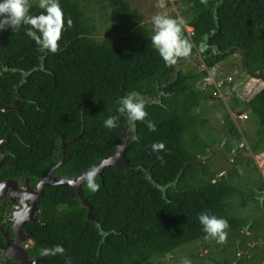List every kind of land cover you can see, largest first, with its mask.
I'll return each mask as SVG.
<instances>
[{"label":"trees","instance_id":"1","mask_svg":"<svg viewBox=\"0 0 264 264\" xmlns=\"http://www.w3.org/2000/svg\"><path fill=\"white\" fill-rule=\"evenodd\" d=\"M182 1L191 13L186 26L192 29L183 34L191 51L200 50L207 70L237 53L241 68L264 83V0ZM100 2L111 7L116 20L112 38L96 39L85 0H59L72 25L62 31L56 53L38 49L25 34L30 26L0 31V108L20 96L17 111L0 114V139L9 135L0 146V156L7 155L1 179L28 178L34 185L60 161L62 140L67 156L55 177H77L96 167L119 142L126 115L117 113V99L129 92L146 98L147 119L156 125L150 131L144 122L130 121L135 139L125 158L137 171L110 166L95 177L98 191L83 184L94 222L68 185L44 188L36 214L44 224L25 227L33 238L29 256L41 257L43 248L60 244L64 255L43 257L45 264H65L66 258L71 264H153L205 238L197 219L204 211L225 218L229 232L256 228L255 219L237 214L250 204L255 211L264 208V182L245 190L240 168L234 167L214 182L221 171L209 162L211 145L199 133L209 119L205 111L195 112L203 101L223 103L199 86L207 71L165 66L151 44L153 30L136 8L126 0ZM30 5L31 15L43 11L39 4ZM229 106L231 111L242 107L255 119L248 149L252 155L263 152L264 87L248 101L235 99ZM110 115L118 116L116 128L104 126ZM230 123V136L239 135ZM158 141L165 150L154 152L151 145Z\"/></svg>","mask_w":264,"mask_h":264},{"label":"rangeland","instance_id":"2","mask_svg":"<svg viewBox=\"0 0 264 264\" xmlns=\"http://www.w3.org/2000/svg\"><path fill=\"white\" fill-rule=\"evenodd\" d=\"M133 8L139 12L140 20L153 30L151 18L154 15L162 14L171 17H183L187 21L191 17V13L187 12V4L182 0H126ZM29 4H39V0H28ZM84 5L89 12L93 13L94 23L96 26L95 37L96 39L112 38L110 28L116 23L111 7L105 2L101 5L100 0H85ZM102 8V9H101ZM191 28L185 27L188 32ZM154 31V30H153ZM222 65V66H221ZM221 67L216 66L210 70V75L215 79L217 76L223 78L230 77L232 79L228 89L221 92L224 103H211L203 101L200 103L199 108L195 112L205 111L209 119V132L202 137L207 140L209 146L213 145L217 148L214 153H209V162L214 165L222 164L217 172L225 166L240 168L241 178L239 180L241 188L248 190L254 188L259 182V179L264 177V151L252 155L248 149L250 142L254 140L257 124L255 119L250 118L248 112L242 110V107H237L235 111L245 115L243 120H236L235 128L239 132L237 136H230L229 129L231 123H234V114L230 110V103L238 99L241 102L248 101L252 95L260 91L264 87V83L253 78L247 74L240 66V57L236 53L230 56L227 60L221 63ZM203 67V57L199 49L191 51L187 58H181L175 65V71L182 70L184 72L190 70H200ZM231 114V115H229ZM232 119H229L231 118ZM234 120V121H232ZM240 124V126H239ZM241 127V130H239ZM207 128V129H208ZM206 129V128H205ZM199 130V133H202ZM241 131L244 132L243 135ZM227 137L226 141L223 139ZM248 137V139H247ZM226 142V143H225ZM244 144L245 150L240 149L239 145ZM209 152H211L209 150ZM232 152V153H231ZM233 156L236 158L233 160ZM251 160L252 163L248 165L246 161ZM228 168V167H227ZM238 198V197H237ZM236 202H238V199ZM237 214V213H236ZM237 215L246 216L249 219H259L264 223V211H255L254 205H248L245 209L239 210ZM246 229L238 234L235 232L227 231V239L224 243H217L215 239L209 237L200 241L194 242L188 246L176 250L174 253L169 254L165 259L155 261L153 264H182V260L187 258L192 261V264H232L240 257L238 264H264L260 259L264 260V245L260 246V255H256V260L250 261L249 256L244 251L246 243ZM260 236V235H258ZM244 237V238H243ZM264 239V235L260 236ZM246 240L243 246H239L238 241ZM257 249H253V253ZM255 262V263H254Z\"/></svg>","mask_w":264,"mask_h":264},{"label":"clouds","instance_id":"3","mask_svg":"<svg viewBox=\"0 0 264 264\" xmlns=\"http://www.w3.org/2000/svg\"><path fill=\"white\" fill-rule=\"evenodd\" d=\"M28 0H0V31L11 28L12 31L19 30L21 26L27 25L25 34L31 38L38 49L56 53L60 47L62 31H67L71 27L72 20L65 17L59 0H39V8L43 9L37 15H31ZM151 23L153 34L151 44L156 49L159 57L165 66H172L178 63L180 58H187L191 54L192 44L184 36L186 21L183 17H171L157 14L152 16ZM117 113L126 115L133 124L142 121L150 131H155L156 125L147 119L145 103L142 97L136 92H129L117 99ZM118 116L110 115L104 121V126L113 129L117 127ZM154 152L165 150L162 141L151 145ZM96 172H91L87 177V186L92 192L100 189V184L95 182ZM197 219L202 225V230L206 234L205 238H213L217 243H224L227 239L229 228L228 221L223 217H218L204 211L198 214ZM65 248L56 244L52 247H45L41 250V257L63 256ZM65 264H71L69 259H65ZM182 264H192V261L184 258Z\"/></svg>","mask_w":264,"mask_h":264},{"label":"water","instance_id":"4","mask_svg":"<svg viewBox=\"0 0 264 264\" xmlns=\"http://www.w3.org/2000/svg\"><path fill=\"white\" fill-rule=\"evenodd\" d=\"M20 99V96L18 93H16L15 99L12 101L11 105L5 106L0 108V114L7 111H17L16 109V102ZM156 98H151L147 100V103L151 101H156ZM130 129V121L126 116V122L125 126L123 128L122 134L120 136L119 142L116 145L113 152L107 156L101 159L100 163L92 168V169H85L80 175L77 177H67V176H60L55 177L53 174L56 169H58L65 161L67 156V151L64 148L65 142L62 140L61 142V159L60 161L53 165L47 175L40 179L36 183V191L31 193V190H29V196L31 197L30 203L23 204V208L19 211H16L13 213V217L11 218V221H13V228L16 227V221H20L19 224H17V228H20V230L24 233V236L19 241H14L11 244H8V248L5 253V257L7 259H12L17 261L19 264H45V260L43 258H38L36 260H31L28 258L27 254L18 247V244L20 242H24L28 240L30 237V234L22 229L24 224L26 222H37L41 225L44 223L39 222L37 219L34 218L36 215L37 207H38V200L43 196L44 194V188L46 186H62V185H68L72 190L75 191L76 198L80 201L81 205L83 207L87 208V220L94 222V218L92 216V207L87 202L85 195L83 193V184L87 181L88 174L91 172H96V176L101 177L102 172L106 167L110 166H118V167H124L128 171H137V168L133 167L129 164L127 159L125 158V152L126 148L129 146V144L135 139V132ZM9 135L7 134L3 139H0V145L5 144L8 140ZM6 155L2 157L0 160V166L3 165L5 162ZM218 178L214 180L216 182ZM13 182L14 186H17V182L14 180H10ZM7 182V181H6ZM6 182L0 181V189L5 190ZM27 185V183H25ZM18 194V193H17ZM20 195V194H19ZM2 195H0L1 197ZM21 196V200L24 203L26 200L23 195ZM9 243V242H7ZM238 259L234 261L232 264H237Z\"/></svg>","mask_w":264,"mask_h":264},{"label":"flooded vegetation","instance_id":"5","mask_svg":"<svg viewBox=\"0 0 264 264\" xmlns=\"http://www.w3.org/2000/svg\"><path fill=\"white\" fill-rule=\"evenodd\" d=\"M143 100L145 101L146 98H143ZM129 130H131V129H129ZM4 156H0V160ZM220 176L221 175H219L217 178H219ZM260 179L264 182V177H262ZM10 180L11 179H1L0 178L1 182L7 181L6 182L7 185H5V187H6L5 190L0 189V195H2L0 197V211H1L0 212V238L4 242V243L2 242L0 244V264H19L17 261L12 260V259H7L5 257V253H6V250L8 248V244H11L14 241H19L24 236V233L20 230V228H17V226H18L17 224H19L20 221L17 220L16 221V227L13 228V221H11V218L13 217L14 212L19 211L23 208V204H26L27 202L30 203L31 197L29 196V192H30L29 190H31V193L35 192L36 191V183H37L36 182L34 185H31L29 183V179L26 178V180L24 182H18L16 180H14L17 182V186H14L13 182ZM25 183H27V185H25ZM19 194L23 195V197L26 198L24 203L22 202L21 196ZM37 211H38V207H37ZM37 211H36V214H37ZM258 211L262 212V211H264V208H262ZM34 218L37 219L36 215L34 216ZM250 220L252 221V219H250ZM255 220L258 223L256 228H254L252 230H248L247 228H245L247 231L246 234L248 236V237H246V239H248L249 242L246 243L245 247H243L244 251L249 256V259L252 262L254 260H256L255 259L256 255H260V252H259L260 246L264 245V239L260 237L261 235H264V223L260 222L259 219H255ZM27 223H32V222H26L24 224V226L22 227V229L30 234V231L25 228ZM258 235H260V236H258ZM30 237L31 238H29L28 240H26L24 242H20L18 244V247L21 248L27 254L28 258L31 260L43 258L40 256H35V257L29 256L28 251L30 250L32 243H33V238L31 236V234H30ZM7 242H9V243H7ZM238 242H239V246L240 245L243 246V243H245L246 240H242V241H238ZM3 244H4V246H3ZM253 249H257V251L253 253ZM237 259H238V262H237V264H238L240 261V257ZM260 261L264 262L263 259H260Z\"/></svg>","mask_w":264,"mask_h":264},{"label":"built area","instance_id":"6","mask_svg":"<svg viewBox=\"0 0 264 264\" xmlns=\"http://www.w3.org/2000/svg\"><path fill=\"white\" fill-rule=\"evenodd\" d=\"M189 34H192V29L188 31ZM202 69L206 70L208 75L206 78L202 79L199 83V86L203 89L210 90L213 97H217L220 99H223V94L221 92L228 89V86L231 84L232 79L230 77L223 78V76L215 77V79L210 75V70H207L204 66ZM234 117L237 118V120H243L245 118L244 114L236 113L234 114ZM240 149H246L244 144L239 145Z\"/></svg>","mask_w":264,"mask_h":264},{"label":"crops","instance_id":"7","mask_svg":"<svg viewBox=\"0 0 264 264\" xmlns=\"http://www.w3.org/2000/svg\"><path fill=\"white\" fill-rule=\"evenodd\" d=\"M221 66H222V65H221ZM221 66H219V67H221ZM233 113H235V114H236V113H237V111H235V110H234V111H233ZM229 115H231V114H229ZM234 118H235V117H234ZM229 119H232V116H231V118H229ZM234 120H235V121H234ZM234 120H232V121H234V124H236L235 122H236L237 118H236V119H234ZM237 121H239V120H237ZM239 126H240V124H239ZM239 128H240L239 130H241V127H239ZM210 132H211V131H210ZM210 132H209V129H203L202 133H203V134H204V133H207V134H206V136H205V134H204V135H202V137H204V136H205V137H206V139H207V135H209V134H210ZM206 139H205V141L207 142V140H206ZM223 139L226 141L227 137H224ZM207 143H208V142H207ZM225 143H226V142H225ZM210 147H211V148L207 150V151H208V154H209V153H210V154H211V153H214V150H215V151L217 150V148H216L215 146H213V145H212V146H210ZM209 150H210L211 152H209ZM231 153H232V152H231ZM207 157L209 158V156H208V155H207ZM232 159H233V160H235L236 158L233 156V158H232ZM221 165H222V164H215V163H214V165H213V166H214V168H215V170H216V169H218V168H219ZM225 165H226V164H225ZM225 165H224V167H223V168H221V170H220L221 172L219 171V172H220V173H219V175L225 174L227 167H229V166H225Z\"/></svg>","mask_w":264,"mask_h":264}]
</instances>
